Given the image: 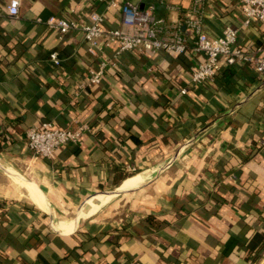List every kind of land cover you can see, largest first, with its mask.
I'll use <instances>...</instances> for the list:
<instances>
[{
    "label": "crops",
    "instance_id": "obj_1",
    "mask_svg": "<svg viewBox=\"0 0 264 264\" xmlns=\"http://www.w3.org/2000/svg\"><path fill=\"white\" fill-rule=\"evenodd\" d=\"M8 1L0 264H264V76L236 63L190 82L204 56L184 19L211 36L236 28L235 44L255 56L264 55V22L243 24L239 0H130L153 4L164 28L177 24L185 52L115 55L112 42L94 54L81 34L58 37L45 20H87L96 9L117 27L125 0H20L17 16ZM103 59L101 80L84 84ZM42 121L81 127L80 136L41 158L26 131Z\"/></svg>",
    "mask_w": 264,
    "mask_h": 264
},
{
    "label": "built area",
    "instance_id": "obj_2",
    "mask_svg": "<svg viewBox=\"0 0 264 264\" xmlns=\"http://www.w3.org/2000/svg\"><path fill=\"white\" fill-rule=\"evenodd\" d=\"M92 0H90L91 2ZM96 1V0H93ZM243 12V24L252 21L264 22V0H239ZM116 0H109L106 7L114 6ZM20 0H9L7 11L11 16L19 13ZM120 18L117 27H106L104 12L91 10L87 20L49 16L45 22L48 28L55 30L58 37L69 32L81 34L89 44V51L101 53L112 42L117 43L115 55L124 50L135 52L156 53L159 50L183 54L187 48V39L180 32L177 24L164 28L161 20L154 15L153 4L141 7L130 0H125L119 6ZM192 34V47L202 53L204 60L197 64L190 74V82L201 83L213 76L222 66L236 63L251 64L254 70L264 76V55L255 56L251 50H243L237 44V29L226 25L219 35H208L198 19L187 15L184 19ZM50 59L58 64L60 59L57 51H51ZM107 60H102L95 70H92L84 84H93L101 80ZM185 88L180 89L184 93ZM83 127V126H82ZM81 127L71 129L59 127L51 121H42L31 126L26 131L27 147L41 158H51L56 150L67 143L76 142L80 136Z\"/></svg>",
    "mask_w": 264,
    "mask_h": 264
},
{
    "label": "bare ground",
    "instance_id": "obj_3",
    "mask_svg": "<svg viewBox=\"0 0 264 264\" xmlns=\"http://www.w3.org/2000/svg\"><path fill=\"white\" fill-rule=\"evenodd\" d=\"M14 178V180L16 181V182H18L21 186H22V184H21V182H20V179L19 178H17V177H13ZM15 183V182H14ZM16 184V183H15ZM26 190V189H25Z\"/></svg>",
    "mask_w": 264,
    "mask_h": 264
},
{
    "label": "trees",
    "instance_id": "obj_4",
    "mask_svg": "<svg viewBox=\"0 0 264 264\" xmlns=\"http://www.w3.org/2000/svg\"><path fill=\"white\" fill-rule=\"evenodd\" d=\"M218 72V71H217Z\"/></svg>",
    "mask_w": 264,
    "mask_h": 264
}]
</instances>
